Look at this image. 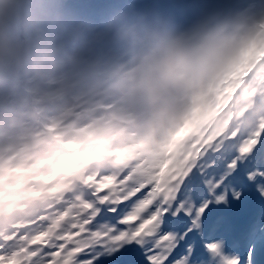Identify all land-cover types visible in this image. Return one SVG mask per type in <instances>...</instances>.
Masks as SVG:
<instances>
[{"label": "clouds", "instance_id": "9594fccd", "mask_svg": "<svg viewBox=\"0 0 264 264\" xmlns=\"http://www.w3.org/2000/svg\"><path fill=\"white\" fill-rule=\"evenodd\" d=\"M9 3L0 264H44L61 240L53 264H81L96 201L152 226L208 149L264 134V0Z\"/></svg>", "mask_w": 264, "mask_h": 264}, {"label": "snow or ice", "instance_id": "6c2138e0", "mask_svg": "<svg viewBox=\"0 0 264 264\" xmlns=\"http://www.w3.org/2000/svg\"><path fill=\"white\" fill-rule=\"evenodd\" d=\"M9 7H10L9 0H0V10H6ZM261 138H264V134H261L258 139L256 137L246 139L243 142V146L241 147V153L242 154L249 153L253 149V147L259 143ZM125 223L128 224L127 221H125ZM141 223L142 222H138L137 224L133 225L134 228H135V236L136 237H141L142 235L145 234L146 231L150 230L151 224H147L145 226H141ZM64 243H65L64 240H61V241L58 242V245L54 248L53 252L51 253L49 264H53V260H54V258L56 256V254L60 252L61 246ZM38 247H44V246L43 245H39ZM69 247H71V246H69ZM48 248H52V247H48ZM82 252L79 253V256H80V254ZM4 259H7V258L4 257L2 252H0V260H4Z\"/></svg>", "mask_w": 264, "mask_h": 264}, {"label": "rangeland", "instance_id": "374dc122", "mask_svg": "<svg viewBox=\"0 0 264 264\" xmlns=\"http://www.w3.org/2000/svg\"><path fill=\"white\" fill-rule=\"evenodd\" d=\"M220 164H221L220 167L222 168L224 166V162H221ZM211 169H216V165H214V163L210 160L209 166L206 167V172L210 171ZM200 177L202 178V180L200 181L194 180L191 178L186 179V184L189 183L190 186L193 187L191 193L188 192V189L186 187L184 188L186 190L185 197L189 204H192L197 199V197L201 194V189H202V185H203L205 178H203L202 176ZM226 177H227L226 174L221 175V173L217 172V174H215V177H212V181L218 180V182H222L223 180L226 179ZM227 187L228 189L233 190V189L238 188V185H236L233 182V180L232 182L229 180Z\"/></svg>", "mask_w": 264, "mask_h": 264}, {"label": "bare ground", "instance_id": "6f19581e", "mask_svg": "<svg viewBox=\"0 0 264 264\" xmlns=\"http://www.w3.org/2000/svg\"><path fill=\"white\" fill-rule=\"evenodd\" d=\"M264 258V257H263Z\"/></svg>", "mask_w": 264, "mask_h": 264}]
</instances>
